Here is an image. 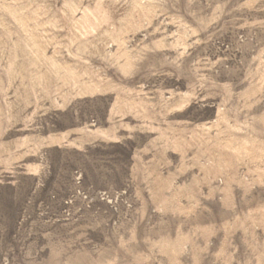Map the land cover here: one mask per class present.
Masks as SVG:
<instances>
[{
	"label": "rangeland",
	"instance_id": "1",
	"mask_svg": "<svg viewBox=\"0 0 264 264\" xmlns=\"http://www.w3.org/2000/svg\"><path fill=\"white\" fill-rule=\"evenodd\" d=\"M0 264H264V0H0Z\"/></svg>",
	"mask_w": 264,
	"mask_h": 264
}]
</instances>
